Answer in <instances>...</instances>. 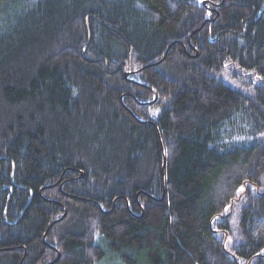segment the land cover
<instances>
[{
    "label": "trees",
    "instance_id": "16d2710c",
    "mask_svg": "<svg viewBox=\"0 0 264 264\" xmlns=\"http://www.w3.org/2000/svg\"><path fill=\"white\" fill-rule=\"evenodd\" d=\"M0 264H264V0H0Z\"/></svg>",
    "mask_w": 264,
    "mask_h": 264
},
{
    "label": "water",
    "instance_id": "95a60500",
    "mask_svg": "<svg viewBox=\"0 0 264 264\" xmlns=\"http://www.w3.org/2000/svg\"><path fill=\"white\" fill-rule=\"evenodd\" d=\"M242 35L245 36L246 33L244 32ZM125 77H127V74H125ZM82 177H83V174L80 175V178H82Z\"/></svg>",
    "mask_w": 264,
    "mask_h": 264
}]
</instances>
